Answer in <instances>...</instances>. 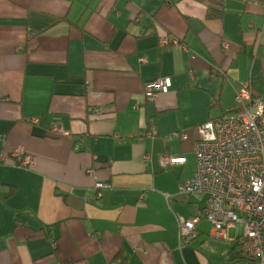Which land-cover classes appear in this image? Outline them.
Here are the masks:
<instances>
[{
	"label": "crops",
	"instance_id": "1",
	"mask_svg": "<svg viewBox=\"0 0 264 264\" xmlns=\"http://www.w3.org/2000/svg\"><path fill=\"white\" fill-rule=\"evenodd\" d=\"M245 82L264 95V0H0V264H249L231 258L241 226L181 239L205 196L178 194L194 127Z\"/></svg>",
	"mask_w": 264,
	"mask_h": 264
},
{
	"label": "built area",
	"instance_id": "2",
	"mask_svg": "<svg viewBox=\"0 0 264 264\" xmlns=\"http://www.w3.org/2000/svg\"><path fill=\"white\" fill-rule=\"evenodd\" d=\"M171 87L172 78L161 76L145 83L144 94L154 99ZM235 101L233 112L194 127L195 172L179 182L178 194L200 193L205 202L180 224L179 236L190 241L202 221L210 224L211 235L217 238H227L229 228L241 226L237 246L248 257L249 264H264V95L254 93L245 82L237 90ZM52 130L63 131L55 124ZM172 137L187 139L188 134L176 131ZM85 146L83 138L74 143L76 151L86 149ZM12 154L20 166L31 167L34 163L33 155L20 146ZM5 158L0 154V162ZM184 162V157L173 154H165L161 159L163 168ZM94 172V168L87 169L88 174ZM111 186L96 180L94 187L100 195Z\"/></svg>",
	"mask_w": 264,
	"mask_h": 264
},
{
	"label": "trees",
	"instance_id": "3",
	"mask_svg": "<svg viewBox=\"0 0 264 264\" xmlns=\"http://www.w3.org/2000/svg\"><path fill=\"white\" fill-rule=\"evenodd\" d=\"M231 258L232 259H238V260H246L248 261V257L245 256L242 251L239 249L238 247V250H236L233 254H231ZM126 261V259H123V263Z\"/></svg>",
	"mask_w": 264,
	"mask_h": 264
}]
</instances>
